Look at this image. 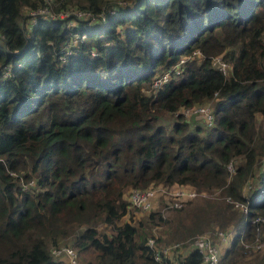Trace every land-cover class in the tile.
Masks as SVG:
<instances>
[{
	"label": "trees",
	"instance_id": "obj_1",
	"mask_svg": "<svg viewBox=\"0 0 264 264\" xmlns=\"http://www.w3.org/2000/svg\"><path fill=\"white\" fill-rule=\"evenodd\" d=\"M202 103L211 126L176 115ZM174 184L203 195L126 218L129 187ZM260 213L264 0H0V264H66L63 244L81 264H160L155 224L183 242L165 264H205L208 229H231L220 264H264Z\"/></svg>",
	"mask_w": 264,
	"mask_h": 264
},
{
	"label": "built area",
	"instance_id": "obj_2",
	"mask_svg": "<svg viewBox=\"0 0 264 264\" xmlns=\"http://www.w3.org/2000/svg\"><path fill=\"white\" fill-rule=\"evenodd\" d=\"M83 12H78V14H82ZM185 61V57H181V59L167 67L161 71H159L151 81L150 85L143 87L144 91H150L151 89H155L161 85L165 81H167L174 73H179L182 71V63ZM216 61H219L220 65L223 67L224 71L227 70V63L222 61L220 57L216 58ZM196 113L205 116L206 125L211 126L214 124V114H213V107L208 103L202 104H192L188 106H184L176 112V115H187V113ZM229 169L232 171L234 169L233 162H229L228 164ZM249 186V184H247ZM129 193L128 199L132 201L134 205L141 207L142 209H148L151 203V197L154 194V188H145L141 189L138 187H129L126 190ZM197 194V191L194 188H186L184 186H180L174 190V206H181L184 202V199L188 197H193ZM237 205L243 206L245 210L248 209V204L244 201L237 200ZM253 220L255 222H264V213L257 214ZM222 233V231H221ZM156 239L154 236H150L148 239V243L152 247H156L155 245ZM192 243H194L201 253L203 254V259L205 264H220V254L218 252L217 247L212 243L210 237L207 234H200L193 238ZM181 242L176 241L174 242L173 246L178 248L180 247ZM264 245V230L258 226V233L255 239L254 248H262ZM160 249V248H159ZM163 254L156 255L157 259L161 261L160 264H165L163 256H171L170 250L168 248H161ZM52 252L55 255H62L66 256V264H80L79 263V256L78 251L75 247L70 245H60L57 247L52 248Z\"/></svg>",
	"mask_w": 264,
	"mask_h": 264
},
{
	"label": "rangeland",
	"instance_id": "obj_3",
	"mask_svg": "<svg viewBox=\"0 0 264 264\" xmlns=\"http://www.w3.org/2000/svg\"><path fill=\"white\" fill-rule=\"evenodd\" d=\"M19 18H21V17H19ZM184 116L186 118H190L192 120L197 119L198 121L206 124L205 123L206 119H205L204 115L196 114V113L194 114V113L190 112V113H187V115L184 114ZM165 122H167L168 126H170L172 124V120H170V119L165 120ZM180 186H183V185H178V184H174L171 186H162L161 185V187H159V188H158V186H155L156 188H154V194L151 197V203H150V206L148 207V209H142L141 207H139L137 205L130 206V211H129V214L126 216V218H129L130 215H133L135 218H144L152 210H159L163 213L164 216H169V215L171 216L172 212H173V207H174V205H173L174 190ZM184 187H186V186H184ZM186 188H190V187H186ZM247 188H249L248 185L246 186V189ZM195 190L197 191V194L195 195L196 197L203 195L202 192L198 191L197 189H195ZM204 195H208V194L204 193ZM128 196H129V193L128 192H127V194L125 193V197L128 198ZM102 226L103 225H101V227ZM103 228H105V227L103 226ZM221 231H222V233H221ZM230 231H231V229H230ZM230 231L228 233L226 230H222V229H208V230H205V231H202V232L196 234L193 238H195L197 235H200V234H204V233L207 234L210 237L212 243L217 247L218 252L221 255L222 251L226 248V242H228L230 244V240L232 238V233H230ZM152 233L153 234L151 236H154V238H157L160 235L165 238V240H161L159 245L161 248H165V247L168 248L170 250L169 254L173 255L175 252H177L179 250V247L176 248L173 246L174 242H176V241L169 240L170 238L167 236L166 228L162 224L153 225ZM180 242L182 245L183 242L182 241H180ZM156 244L157 243L155 241V245ZM180 248L183 249L182 246H180ZM256 250L264 251V245L262 248H258ZM61 256L63 257L64 254H62ZM79 256H80L79 257V263L81 264V262H80L81 261V255H79ZM64 257L66 259V256H64Z\"/></svg>",
	"mask_w": 264,
	"mask_h": 264
},
{
	"label": "crops",
	"instance_id": "obj_4",
	"mask_svg": "<svg viewBox=\"0 0 264 264\" xmlns=\"http://www.w3.org/2000/svg\"><path fill=\"white\" fill-rule=\"evenodd\" d=\"M229 245V243L228 242H226V247Z\"/></svg>",
	"mask_w": 264,
	"mask_h": 264
}]
</instances>
